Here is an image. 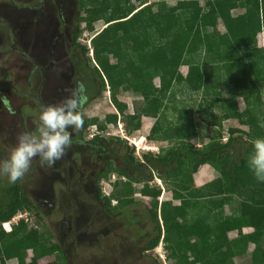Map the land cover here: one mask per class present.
<instances>
[{"label":"trees","instance_id":"1","mask_svg":"<svg viewBox=\"0 0 264 264\" xmlns=\"http://www.w3.org/2000/svg\"><path fill=\"white\" fill-rule=\"evenodd\" d=\"M80 9L82 16L76 27V41L83 32L81 24H85L87 32H93L98 22L105 25L102 33L91 38V58L99 81L94 98L108 85L113 95L131 93L141 97L137 118L129 123L138 127L136 119L156 118L157 133L148 138L170 144L158 154L147 151L138 159L127 142L108 141L101 137V132L87 143L94 147L93 152L95 148L105 151L101 141L106 146L112 142L126 147L128 151L124 169L115 167L111 159L98 177L99 181L106 180L115 172L125 179L121 183L122 192L105 197L107 209L118 211L130 206L135 193L133 183L143 184L139 193L152 199L150 214L154 225L146 250H154L163 241L169 264H234V258L249 253L250 246L254 245L252 264H264V183H258L247 167L254 140L264 138V104L260 91V86H264V47L255 49L257 36L262 33L264 38V0H80ZM235 10L242 13L233 16ZM82 49L88 57L91 49L85 45ZM107 60H114L118 67L101 73L99 65ZM183 66L188 68L186 76L180 71ZM155 80H159L158 85ZM178 86L182 87V93L183 90L186 94L203 91V97H213L205 101L202 115L214 108L220 112L212 113L207 120L209 126L220 130H213L210 142L202 148L188 142L196 130L187 111L177 108ZM222 90L227 97L222 96ZM238 98L246 104L243 112L239 111ZM1 99L10 111L9 104L6 105L9 100L5 96ZM169 103L173 106L169 107ZM170 108L174 113L185 114L183 124L168 121L166 113ZM117 116L108 118L114 126H117ZM227 119H236L249 132L231 129L223 142L222 121ZM107 124L84 119L82 129L85 135L89 126L96 125L104 131ZM237 134L247 135L245 146L243 137ZM235 144L239 146L237 150L232 148ZM203 164H210L219 173V179L195 188L193 173ZM155 178L173 190V199L179 200V205L171 201L158 203L162 188L151 187ZM3 191L0 233L4 231L2 224L20 212H28L29 216L14 224L10 233L4 232L6 237L0 243V254L4 252L2 247L13 252L18 264H39L40 259L58 254L64 264L60 244L51 243L35 228V223L44 225L24 186L8 182ZM227 195L242 200L239 210L231 216L223 211L226 200L222 197ZM113 200L118 204L116 209H111ZM31 215L35 218L33 223L29 222ZM244 228L254 231L243 234ZM232 230H238L234 240L228 237ZM29 251L33 255L27 260Z\"/></svg>","mask_w":264,"mask_h":264},{"label":"rangeland","instance_id":"2","mask_svg":"<svg viewBox=\"0 0 264 264\" xmlns=\"http://www.w3.org/2000/svg\"><path fill=\"white\" fill-rule=\"evenodd\" d=\"M154 1L162 0H150V2ZM24 3H26L24 0H0V161L7 160L16 147L18 138L24 133L35 131L39 123L38 115L41 106L37 102L39 83L38 80L34 79L35 76L32 79L33 89L28 87L29 75L33 67L32 62L26 58L19 44L14 48L12 47L14 37L9 27L6 26L8 23L13 31L16 32L15 34L19 35L18 22L22 19V13L21 18H19L20 11L16 7ZM172 5L175 4L172 3ZM172 8L174 11L175 6H172ZM70 11L71 13L69 12L70 14L68 15H71L73 12L74 15L71 22L73 28H75L79 18L82 16L81 9L77 7L75 10L71 9ZM241 13V10H235L233 11V16ZM18 18L19 20L17 21ZM81 28L83 32L79 36V41L86 46L91 38L96 34L102 33L105 25L103 22L96 23L95 30L88 32V34L85 33L87 31L85 24H81ZM220 29L224 32L222 26ZM257 39L255 49H262L264 47L263 34L260 33ZM92 51L89 50L88 57L91 59V65L95 67L91 58L93 56ZM117 67V63L114 60H107L99 65V71L106 73ZM180 71L186 76L188 69L183 66L180 68ZM155 84L158 85L159 80H155ZM260 91L264 103L263 85L260 86ZM222 94L223 97H227L228 95L223 90ZM2 96H5L9 100L6 105L9 104L10 111H7L3 105ZM141 101V97L132 95L131 93L113 95L104 90L98 97L94 98L91 102L89 101L84 106L82 119H97L99 123L106 121L108 126L104 131L98 129L97 127L99 126H89L85 135H83V140L89 143L95 135L101 132V137L108 139V141L118 139L127 142L134 149V155L138 159H141L142 154L149 151L148 149H157L154 147L152 140L148 138L154 133L151 132L152 125L159 126L156 118L142 117L141 119H136L138 120L135 121L138 127L134 126L135 123H129V121L137 118L136 109L140 107ZM238 103L240 111H245L246 104L242 98H238ZM114 115H119V117L117 116V126H114L108 119L109 116ZM166 115L168 120H170V116L173 115L171 108L167 111ZM118 123L124 125V133L120 132L121 129H119ZM198 125L199 133L194 141L203 147L204 142H210L212 135L210 134L208 125H200V123ZM231 128L246 129L245 126L240 125L236 120L225 121L223 125V142L228 139ZM69 130L72 132L71 129ZM72 138V145L66 151H73L79 164L77 168H73V165L66 167V169L68 167L69 169L70 167L73 168V174H67L68 179L64 182L57 179L53 181L54 167L41 164L39 158H34L29 171L15 182L24 186L27 195L33 202H36L35 199L37 197L40 198L39 194L43 191L50 192L51 182L56 184L53 189L55 190L54 196H56V198L54 197L55 207L48 210L43 208L38 212L44 227L35 223V228L42 232L45 237H48L51 243H58L63 239L64 231H66V225L61 224L60 220L62 221V218L66 217L69 221H76L75 218L80 217L77 225L73 223V228L76 229L75 232L73 231L68 239H64L65 247L64 254H62L65 258L64 264H169L168 251L165 249L163 241L152 251L145 249L149 235L153 234L154 225L150 214V211L153 209L152 199L144 197L139 193L143 184L133 183L135 193L131 198L133 200L132 204L118 211H109L107 209L102 211L100 205H97L90 198L89 193L91 194V191L82 190L84 185L87 187L86 184L90 182L94 173L105 171L106 164L111 159H113L115 167L124 169L126 165L125 158L128 154L126 147H119L112 142H109L108 146H106L101 141V148H105V151L100 152V150L95 148L96 150L94 149L93 152V146L77 141L80 138L79 129L72 132ZM243 141L247 143L246 137H243ZM163 145H167L163 148V150H166L168 143H164ZM57 163L58 161L54 166ZM58 169L59 172H66L63 168ZM80 172L83 173L81 181ZM111 173L109 179L101 180L100 182L101 195L104 197H109L117 191L122 192L124 188L121 183L125 179L115 172ZM8 182L6 176H0V200L1 194L4 193L3 190ZM161 183L164 186V190H161L158 203L161 205L162 202L171 201L173 204L179 205L180 201L173 199V190L167 189L163 181ZM116 185H118L117 188ZM156 185L158 186L154 179L151 182V187ZM158 187L161 189L160 186ZM67 191L73 195L78 193V198L70 196ZM115 207H118V204L113 200L111 202V209H116ZM223 211L225 215L231 214L235 211V208L229 205L223 208ZM28 216V212H20L17 216L19 218L16 221ZM29 222H35L33 215H31ZM5 237V233L2 231L0 233V243ZM3 249L2 247V251L4 252L0 254V264H18L14 253ZM32 255L33 253L29 251L27 260H30ZM63 261L60 255L53 254L40 259L39 264H62ZM234 264H252L251 252L246 256L236 258Z\"/></svg>","mask_w":264,"mask_h":264},{"label":"flooded vegetation","instance_id":"3","mask_svg":"<svg viewBox=\"0 0 264 264\" xmlns=\"http://www.w3.org/2000/svg\"><path fill=\"white\" fill-rule=\"evenodd\" d=\"M24 1L26 3L16 7L20 11L19 18H21L22 13L21 23H17L19 35L15 34L16 32L13 31L8 23L6 26L9 27L14 37L12 47L14 48L19 44L26 58L32 62L33 67L29 75L28 87L33 89L32 79L35 76L34 79L38 80L39 83V87L37 88L38 104L40 106L59 104L68 95V90L74 88L78 83L85 85L87 89L86 94L90 101L99 91L98 77L88 57L83 52V44L79 41V38L77 41L75 40L77 24L73 28L71 22L74 14L72 12L71 15H68L71 13V9L80 8V0ZM83 135L84 131L81 127L79 128L80 138L77 141L87 144L83 140ZM78 164L79 161L74 156L73 151H66L57 165L53 166V169H55L53 181L57 179L64 182L68 179L67 174L72 175V169L77 168ZM70 165H73V168L70 167L69 169L68 167L66 169ZM58 168H63L66 172H59ZM82 175L83 173L80 172V181L82 180ZM99 175L100 172L94 173L90 182L86 184L87 187L84 185L82 190L91 191V194L89 193L90 198L97 205H100L102 211H105L107 209V202L105 197L101 195V181L98 180ZM51 184L50 192L43 191L39 194L40 198L37 197L35 199L36 202H33L36 212H39L43 208L48 210L55 207L54 201L56 196H54L55 190L53 189L56 184H53V182ZM67 193L70 196L78 198V193L74 195L69 191ZM75 219L76 221H69L65 217L64 219L62 218V221L60 220L61 224L66 225L63 239L58 242L63 251L65 247L64 239H68L70 234L72 235L73 231L75 232L76 229L73 228V223L77 225L80 217Z\"/></svg>","mask_w":264,"mask_h":264},{"label":"clouds","instance_id":"4","mask_svg":"<svg viewBox=\"0 0 264 264\" xmlns=\"http://www.w3.org/2000/svg\"><path fill=\"white\" fill-rule=\"evenodd\" d=\"M86 47L90 49L87 44ZM108 87L109 85L106 92ZM86 93L85 85L78 83L68 90V95L59 104L42 105L35 131L22 134L9 158L0 161V176H6L10 183H15L29 171L34 158H39L41 164L49 167L62 159L72 145V132L82 127V110L89 101ZM148 150L152 153L157 152V149ZM247 167L258 183H264V138L254 140L253 152L247 160ZM156 184L164 190L161 180ZM5 224H2L4 232L10 233L12 230L6 232ZM13 225L14 223L12 228Z\"/></svg>","mask_w":264,"mask_h":264},{"label":"crops","instance_id":"5","mask_svg":"<svg viewBox=\"0 0 264 264\" xmlns=\"http://www.w3.org/2000/svg\"><path fill=\"white\" fill-rule=\"evenodd\" d=\"M185 67V66H184ZM187 68V67H186ZM188 69V68H187ZM187 73V72H186ZM183 74V73H182ZM182 87L181 86H178L177 87V89H176V91H177V95H176V98H175V103H176V105H177V108L179 109V110H181V109H185L187 112H186V115H187V117L188 116H191V120H192V122H193V125H194V127L196 128V133L194 132H192L193 133V135H192V138H189V140H188V142H190V143H192V144H194L195 145V147L196 148H202L201 146H200V144L198 145V143L196 144L195 143V141H194V139H195V137H197L198 136V128H199V123H200V125L201 124H206V125H208L206 122H207V120L210 118V115L213 113L214 115H218L220 112H219V110L217 109V108H214L213 109V111L212 112H210V111H208L207 112V114H204V115H202L201 114V111H202V109L206 106V104H205V101H209V100H211L213 97L212 96H209L208 98H206V96L205 97H203V91H201V92H199V93H187V94H185L184 93V90H183V93L181 92V89ZM262 101H263V98H262ZM237 104H238V106H239V103H238V100H237ZM264 104V103H263ZM169 105V107H171V106H173V104L172 103H169L168 104ZM204 105V106H203ZM177 109V110H178ZM204 110V109H203ZM173 111V110H172ZM239 111H240V109H239ZM240 112H243V111H240ZM171 113V112H170ZM177 114V115H176ZM184 116H185V114H183V113H181V112H176V113H174V111H173V115L172 116H170V120H168V121H171V120H173L174 121V123L175 124H177V125H181V124H183L184 123V121H185V119H184ZM157 120V119H156ZM229 120H232V121H234V120H236V119H227V120H223L222 121V129H221V132H222V136H223V125H224V122L225 121H229ZM198 121V122H197ZM237 121V120H236ZM238 123H239V121H237ZM240 124V123H239ZM241 125V124H240ZM242 126H245V125H242ZM208 127H209V130H210V134L212 135V132H213V130H220V128L219 127H216V126H209L208 125ZM246 127V129H237L238 131H240L241 133H244V134H246V133H248L249 132V128L247 127V126H245ZM157 128L158 127H156L155 126V124H153L152 125V127H151V132H154L153 134L155 135L156 133H157ZM231 129H234V128H231ZM230 129V130H231ZM229 133H230V131H229ZM244 134H237V136H239V137H247V135H244ZM224 138V137H223ZM202 141V140H201ZM201 141H199V142H201ZM152 142H153V145H154V147H156L157 148V152H155L156 154H158V153H160V151H161V149H163V148H165L167 145H163L162 146V144H164V143H166L167 144V142H163V141H154V140H152ZM244 142V141H243ZM206 144H208V143H206V142H204V146L206 145ZM245 142H244V146H245ZM169 145L170 144H168V147H169ZM203 146V147H204ZM241 146V145H240ZM238 145H234L232 148L233 149H238ZM161 148V149H160ZM241 151V150H240ZM154 153V154H155ZM217 179H219V173L210 165V164H203V165H201L199 168H198V170L197 171H195L194 173H193V184H194V186H195V188H200V187H204L205 185H207V184H209V183H212L213 181H215V180H217ZM155 180H156V182H159V180L157 179V178H155ZM222 198H224L225 200H226V202L224 203V205H223V208H225L226 206H229V205H231V206H233L234 208H235V211L234 212H232L231 214H226V216H231V215H234V214H236V212L239 210V203H240V201H242V200H240L239 198H237L236 196H230V195H227V196H225V197H222ZM218 199H220V198H218ZM253 229L252 228H244L243 230H242V232H243V234H252L253 233ZM237 236H238V230H232L231 232H229V234H228V237H229V239L230 240H234V239H236L237 238ZM254 245H252V246H250V251L249 252H251L252 251V249H254ZM248 254V253H247ZM247 254H245V255H242V256H239V257H243V256H246ZM236 258H238V257H236ZM236 258H234V260L236 261Z\"/></svg>","mask_w":264,"mask_h":264},{"label":"built area","instance_id":"6","mask_svg":"<svg viewBox=\"0 0 264 264\" xmlns=\"http://www.w3.org/2000/svg\"><path fill=\"white\" fill-rule=\"evenodd\" d=\"M85 33H87L88 34V32L86 31ZM85 35V34H84ZM87 46L91 49V51H92V48H91V39L87 42ZM93 52V51H92ZM107 92L108 93H110V90H109V87H108V90H107ZM119 129H121V131L120 132H123L124 133V125H121V124H119ZM123 129V130H122ZM126 139H127V137H125ZM134 143V142H133ZM135 144V143H134ZM18 216V215H17ZM17 216H15L14 218H13V220L11 221V222H9V223H6L4 226H5V230H6V232H10L11 230H12V224H13V222H14V224H16L20 219H18V221H16V219L17 218H19V217H17ZM22 219V218H21ZM27 220V219H26Z\"/></svg>","mask_w":264,"mask_h":264}]
</instances>
